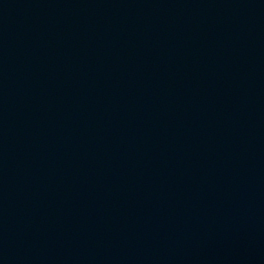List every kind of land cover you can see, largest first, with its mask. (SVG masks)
<instances>
[{
    "label": "water",
    "instance_id": "obj_1",
    "mask_svg": "<svg viewBox=\"0 0 264 264\" xmlns=\"http://www.w3.org/2000/svg\"><path fill=\"white\" fill-rule=\"evenodd\" d=\"M0 264H264V0H0Z\"/></svg>",
    "mask_w": 264,
    "mask_h": 264
}]
</instances>
